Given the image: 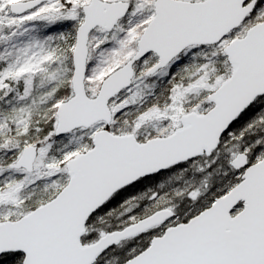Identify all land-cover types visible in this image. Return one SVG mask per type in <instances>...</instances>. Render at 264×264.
<instances>
[{
	"label": "snow or ice",
	"instance_id": "1",
	"mask_svg": "<svg viewBox=\"0 0 264 264\" xmlns=\"http://www.w3.org/2000/svg\"><path fill=\"white\" fill-rule=\"evenodd\" d=\"M0 264H264V0H0Z\"/></svg>",
	"mask_w": 264,
	"mask_h": 264
}]
</instances>
